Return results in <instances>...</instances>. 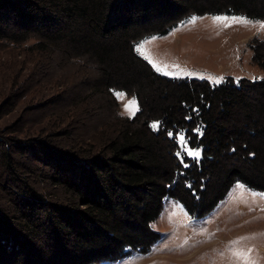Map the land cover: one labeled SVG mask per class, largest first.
<instances>
[{
  "label": "trees",
  "instance_id": "obj_1",
  "mask_svg": "<svg viewBox=\"0 0 264 264\" xmlns=\"http://www.w3.org/2000/svg\"><path fill=\"white\" fill-rule=\"evenodd\" d=\"M214 13L264 19V0H0V43L87 63L102 73L96 91L111 106L117 90L138 102L99 152L50 146L39 178L0 139V176L3 168L14 181L0 180L8 195L0 199V264H99L146 253L160 238L152 224L164 198L200 218L237 182L264 192V78H171L135 48ZM253 40L252 61L264 71V39Z\"/></svg>",
  "mask_w": 264,
  "mask_h": 264
},
{
  "label": "rangeland",
  "instance_id": "obj_2",
  "mask_svg": "<svg viewBox=\"0 0 264 264\" xmlns=\"http://www.w3.org/2000/svg\"><path fill=\"white\" fill-rule=\"evenodd\" d=\"M217 16L227 19L214 20ZM262 23L264 19L241 14L194 15L166 34L140 40L135 48L155 71L171 78L214 84L228 76L264 78L250 47L253 39H264ZM101 76L96 67L74 65L57 51L42 56L25 46L0 43V139L25 173L40 177L50 146L79 155L99 152L119 134L118 116L137 113L134 96L115 91L118 105L113 107L109 95L96 91ZM26 139H34V146L23 150L17 144ZM1 172L4 184H14L3 168ZM41 185L48 190L45 180ZM0 199L8 200V195L0 191ZM152 225L160 238L148 252L99 264H264V192L241 182L200 218L166 197Z\"/></svg>",
  "mask_w": 264,
  "mask_h": 264
},
{
  "label": "snow or ice",
  "instance_id": "obj_3",
  "mask_svg": "<svg viewBox=\"0 0 264 264\" xmlns=\"http://www.w3.org/2000/svg\"><path fill=\"white\" fill-rule=\"evenodd\" d=\"M226 19H227V18H226V17H223V16H217V17H214V20H226ZM232 19H233V20H238V21H241V22H247V21H245V19H244L243 17H240V18L232 17ZM225 26H227V25H225ZM261 27H264V23L261 24ZM118 95H122V93H121V94H118ZM134 103H135V101L133 100V101H131L130 104H129L128 106H126V107H131ZM179 140H180L181 142H183V141H184V137H183V136H180V137H179ZM189 154H190V155H194V156H198V155H199L198 152H192V153H189ZM177 155H179V153H177ZM236 255H239V253H236Z\"/></svg>",
  "mask_w": 264,
  "mask_h": 264
}]
</instances>
